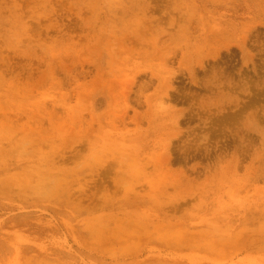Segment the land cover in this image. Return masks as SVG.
I'll list each match as a JSON object with an SVG mask.
<instances>
[{"label": "rangeland", "instance_id": "1", "mask_svg": "<svg viewBox=\"0 0 264 264\" xmlns=\"http://www.w3.org/2000/svg\"><path fill=\"white\" fill-rule=\"evenodd\" d=\"M0 264H264V0H0Z\"/></svg>", "mask_w": 264, "mask_h": 264}]
</instances>
